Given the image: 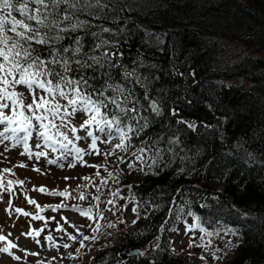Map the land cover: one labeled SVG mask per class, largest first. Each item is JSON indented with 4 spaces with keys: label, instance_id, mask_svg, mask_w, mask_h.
Here are the masks:
<instances>
[{
    "label": "trees",
    "instance_id": "16d2710c",
    "mask_svg": "<svg viewBox=\"0 0 264 264\" xmlns=\"http://www.w3.org/2000/svg\"><path fill=\"white\" fill-rule=\"evenodd\" d=\"M77 15L87 22L75 34L85 50L88 32L108 28V50L122 54L113 59L140 77L133 85L113 70L147 124L127 122L138 131L124 154L145 149L153 166L135 182L115 174L93 198L85 193L99 207L122 192L148 210L116 223L109 247L67 264H189L171 239L189 216L208 231L236 230L223 264H264V0H101Z\"/></svg>",
    "mask_w": 264,
    "mask_h": 264
},
{
    "label": "rangeland",
    "instance_id": "374dc122",
    "mask_svg": "<svg viewBox=\"0 0 264 264\" xmlns=\"http://www.w3.org/2000/svg\"><path fill=\"white\" fill-rule=\"evenodd\" d=\"M228 45L235 47L232 42ZM20 89L25 92L23 87H18L17 91ZM25 96V102L30 103L31 97L27 93ZM5 112L11 115L10 110L5 109ZM84 119L86 114L66 117L68 127L61 126L60 131L68 136V140L55 135L56 129H52L55 140L60 143L48 141L44 145L42 139L33 132L28 141L31 157L22 154L25 152L23 142L0 138V237H4L0 240V249H8L7 252L0 250V264H67L72 259L76 260L78 255L88 259L98 250L110 246V232L116 223L133 222L147 212L148 206L145 203L135 205L136 201H131L123 204L125 198L122 192H116L117 199L109 197L99 207L85 200L86 194L90 199L93 198L95 189L105 183L108 176L112 175L118 181L117 175L125 174L132 182L137 181L141 175L150 172L153 160L145 156L146 152L125 156L123 150L115 147L120 143L118 133L111 138V143H105L109 137L98 130L94 131L96 125H92L87 130L100 137L96 140L100 154H95L91 148V137L80 128ZM72 128H76L75 133L71 131ZM3 129L4 125H0V131ZM5 135L12 137L13 134L8 132ZM77 136L81 139H76ZM38 141L40 147L36 146ZM61 144H67V148L61 147ZM77 148L82 150L79 154ZM41 151L47 155L37 158L35 154ZM68 152H71L70 156L66 155ZM109 152L111 154H107ZM49 160L55 163H48ZM70 164L75 166L70 167ZM41 187L46 191H39ZM51 192H66L67 195H51ZM81 196L84 198L81 199ZM29 200L35 203L30 204ZM81 211L86 215H81ZM25 212L28 215H24ZM194 225L193 217H189L171 233L173 248L183 251L189 264H223L233 256L234 248L240 240L234 228L201 231L203 228ZM49 236L51 240L47 239ZM72 236L76 239H71ZM85 236L89 239L85 240ZM190 241L191 248L188 246ZM200 244L206 247H197ZM213 252L218 259L213 258ZM201 256L204 259H200Z\"/></svg>",
    "mask_w": 264,
    "mask_h": 264
},
{
    "label": "snow or ice",
    "instance_id": "6c2138e0",
    "mask_svg": "<svg viewBox=\"0 0 264 264\" xmlns=\"http://www.w3.org/2000/svg\"><path fill=\"white\" fill-rule=\"evenodd\" d=\"M100 5L101 0H0V125H4L3 131H0V138L16 139L17 143L23 142L25 152L22 154L31 157L28 141L32 138L33 132L45 143L48 141L60 143L55 140L52 129H56L55 135L68 140V136L60 131V127H68L66 117L75 114H86L80 128L92 138L91 148L97 155L100 153L96 140L100 137L87 130L90 126L96 125L98 131L109 138L118 133L120 143L115 147L123 151H127L130 146L129 133L138 131L127 122L135 121L139 129L147 127L146 123L139 124L136 115L139 111L137 108L139 101L133 99L132 89L113 76V70L120 68L123 80L133 85L140 84V77L135 70L129 71L126 66L116 62L122 54L108 50L109 45L114 42L104 38L102 33L110 32V29L103 28L100 33L88 32L87 34L94 38L88 50H85L82 37L75 35L87 25V22L81 21L77 14H90V9ZM66 40L69 43H65ZM89 72L92 74L89 75ZM131 77H135V80H130ZM101 78L102 83L98 85L93 83ZM18 87H23L25 92L17 91ZM25 93L31 97L30 103L25 102ZM150 108L156 114L160 113L155 103H152ZM5 109L10 110L11 115L6 114ZM71 131L75 133L76 128H72ZM8 132L13 134L12 137L5 135ZM20 133L24 135L19 136ZM76 139L81 137L77 136ZM105 143H111V139L105 140ZM36 146L40 147L39 141ZM61 147L67 148V144H61ZM81 151L79 148L76 149L77 154ZM138 151L143 152L145 149ZM35 155L39 158L47 154L41 151ZM66 155L70 156L71 152ZM48 163L55 161L49 160ZM39 191L45 192L46 189L41 187ZM50 194L67 195L66 192ZM29 203L34 204L35 201L29 200ZM23 214L28 215L26 212ZM81 215L86 213L81 211ZM193 227H199V224ZM190 230L191 227L188 231ZM207 235L211 236L213 233ZM70 238L76 239L75 236ZM2 239L4 237H0V240ZM47 239L51 240V237ZM84 239L87 240L89 237L85 236ZM188 246L192 247L191 241ZM197 247L206 245L200 244ZM0 250L8 251L7 248ZM212 255L218 259L215 252ZM200 259L204 257L201 256Z\"/></svg>",
    "mask_w": 264,
    "mask_h": 264
},
{
    "label": "water",
    "instance_id": "95a60500",
    "mask_svg": "<svg viewBox=\"0 0 264 264\" xmlns=\"http://www.w3.org/2000/svg\"><path fill=\"white\" fill-rule=\"evenodd\" d=\"M139 252H140V249H134V250H131V251L129 252V254L132 255V254H137V253H139Z\"/></svg>",
    "mask_w": 264,
    "mask_h": 264
}]
</instances>
